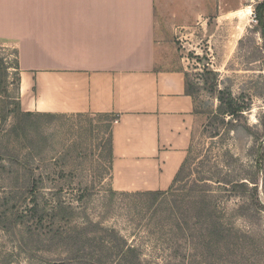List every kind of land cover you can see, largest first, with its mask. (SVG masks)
Masks as SVG:
<instances>
[{"label": "rangeland", "instance_id": "obj_1", "mask_svg": "<svg viewBox=\"0 0 264 264\" xmlns=\"http://www.w3.org/2000/svg\"><path fill=\"white\" fill-rule=\"evenodd\" d=\"M261 1H196L195 15L183 19L174 16L176 9L170 11L174 18L164 17L163 33L157 35L166 56L162 65L182 68L187 73L188 80L199 88L196 103L204 111L198 114L185 180L191 186L196 179L211 185L205 187L213 192L209 203L220 206L224 220L237 234L214 238L213 246L206 249L196 229L192 236L190 232L188 237H182L169 226L162 228L160 220L167 215L166 205L156 213L144 199L121 195L118 190L113 194L108 150L110 121L96 113L36 116L29 120L26 130L18 133L13 129L15 118L11 115L0 133V197L15 183L11 178L13 167L8 160L7 167H2L1 159H11L18 151L31 152L37 157L35 173L44 177L43 201H54L55 189L64 188L59 196L74 203L78 211L74 223L90 228L89 222L93 221L100 227L115 228L119 236L138 249L139 264H264V212L251 217L237 211L241 206L249 207L248 196L228 192L215 181L225 177L252 178L260 164L258 151L264 153V35L255 12ZM16 56L13 45L0 41L11 101L17 96ZM208 78L216 79L219 89H230L235 96L251 102L235 130L222 128L216 137H211L215 126L208 125V115L217 109L219 101L205 89ZM263 182L264 175L260 174L259 197L264 204ZM84 191L86 196L81 200ZM97 233L100 235L103 229ZM18 237L0 230V264H71L60 250L37 252L38 257L31 258L18 248ZM118 261L119 258L110 264Z\"/></svg>", "mask_w": 264, "mask_h": 264}, {"label": "crops", "instance_id": "obj_2", "mask_svg": "<svg viewBox=\"0 0 264 264\" xmlns=\"http://www.w3.org/2000/svg\"><path fill=\"white\" fill-rule=\"evenodd\" d=\"M196 1L0 0V41L17 50L23 110L119 115L115 190H167L197 133L186 73L162 65L157 37L170 11L193 16Z\"/></svg>", "mask_w": 264, "mask_h": 264}, {"label": "trees", "instance_id": "obj_3", "mask_svg": "<svg viewBox=\"0 0 264 264\" xmlns=\"http://www.w3.org/2000/svg\"><path fill=\"white\" fill-rule=\"evenodd\" d=\"M255 12L257 20L262 24L264 35V0L256 5ZM15 65L17 69L15 87L17 96L13 97L14 101H11L12 97L8 90L7 66L4 59L0 57V133L11 115L15 118L13 129L17 133L26 130L29 120L36 116L54 115L53 113L32 112L22 109L21 74L17 56ZM210 73L214 75L213 71ZM205 84V89L219 101L217 109L208 115V125L214 124L215 126L212 129L211 137L221 135L222 128H225V131H234L237 122L243 120L246 112L251 108V102L235 96L230 89H219L214 78H208ZM198 89L193 82L188 80L186 73V92L193 97L195 112L200 114L204 111H201L196 103L195 92ZM96 114L106 117L110 121L108 150L111 170H113V125L119 119V115L115 113ZM77 115L84 114L79 113ZM251 128L247 124V129L251 130ZM192 144L193 139L187 156L167 190L121 191V195L144 199L149 202L150 206L154 207L156 213L162 209L163 205H166L167 215L163 221L160 220L162 228L165 229L169 226L170 230L176 234V230L179 231L182 237H188L190 232V236H192L196 229L197 234L203 239V245L208 249L213 246L211 241L214 238L221 239L225 235L237 234L238 231L232 230L224 220V213L220 206L212 202L209 203V198L212 197L213 192H209V188H205L211 186L206 180H194V187L185 180V170L188 166ZM260 152L259 150L258 161L260 164H258L257 172L252 178L232 180L225 177L215 180L219 185L224 186V190L228 192H241L248 196L249 207L241 206L236 210L239 209L242 214H248L251 217L254 214L264 212V204L259 197L260 174L264 175V153L260 154ZM36 158L31 152L24 154L18 151L11 156V159H1L2 167H7L6 160L13 167L11 178L15 180V183L5 192L4 197H0V230L7 232V234L19 235L18 248L20 251L29 253L30 257L35 259L38 257L37 252L60 250L62 253H66V260L71 264H110L116 262L118 258V264H139L138 249L129 244L125 238L119 236L115 228L100 227V224L93 221L89 222L90 228L80 227L74 223L78 211L74 203L67 201L63 196H59L63 194L64 188L55 189L57 192L54 201H43L44 177L35 173L38 166L35 165ZM65 176L62 175V177ZM220 188L217 187L222 191ZM116 192V190H112L113 194ZM85 196L86 192L84 191L80 196L81 200ZM198 205L199 207L196 209ZM102 229L103 233L99 235L97 232ZM205 240L208 241V244H204Z\"/></svg>", "mask_w": 264, "mask_h": 264}]
</instances>
